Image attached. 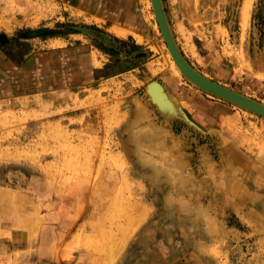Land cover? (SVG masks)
Masks as SVG:
<instances>
[{
    "label": "rangeland",
    "instance_id": "obj_1",
    "mask_svg": "<svg viewBox=\"0 0 264 264\" xmlns=\"http://www.w3.org/2000/svg\"><path fill=\"white\" fill-rule=\"evenodd\" d=\"M162 1L264 104V0ZM149 3L0 0V264H264V117Z\"/></svg>",
    "mask_w": 264,
    "mask_h": 264
},
{
    "label": "water",
    "instance_id": "obj_2",
    "mask_svg": "<svg viewBox=\"0 0 264 264\" xmlns=\"http://www.w3.org/2000/svg\"><path fill=\"white\" fill-rule=\"evenodd\" d=\"M161 37L184 75L203 90L264 116V104L229 89L199 73L184 57L171 31L162 0H153Z\"/></svg>",
    "mask_w": 264,
    "mask_h": 264
},
{
    "label": "bare ground",
    "instance_id": "obj_3",
    "mask_svg": "<svg viewBox=\"0 0 264 264\" xmlns=\"http://www.w3.org/2000/svg\"><path fill=\"white\" fill-rule=\"evenodd\" d=\"M250 2H251V0H247V5H246V7H245V9H247V11H245V13L246 12H248V6L250 5ZM151 3H152V6H153V8H154V11H155V15H156V19H157V22H158V18H157V14H156V9H155V6H154V4H153V0H151ZM151 3H149V4H151ZM164 4V3H163ZM250 7V6H249ZM248 14V13H247ZM153 15V14H152ZM154 15V16H155ZM149 16H151V15H149ZM246 16V15H245ZM158 26H159V28H160V25H159V22H158ZM160 31H161V29H160ZM163 38V37H162ZM161 38V39H162ZM164 39V38H163ZM166 46H167V44H166ZM167 48H168V46H167ZM170 52V51H169ZM170 55L172 56V54H171V52H170ZM172 58H173V56H172ZM173 61H174V63L176 64V66L179 68L178 70H180V72H182V74H184L183 73V71L180 69V67L178 66V64L175 62V60H174V58H173ZM173 63V64H174ZM175 68V67H174ZM177 69V68H176ZM177 70V71H178ZM181 74V73H180ZM185 76V75H184ZM156 85V84H155ZM151 86V85H150ZM164 89V88H163ZM152 90V92L154 93V94H156V96H158V95H160L161 93H160V91H159V89H158V87L157 86H153L152 88H150V91ZM157 92H158V95H157ZM151 93V92H150ZM152 93V95H154ZM169 97V96H168ZM158 98V100H159V103H160V105H161V108H163L164 110H166L168 113H170L171 115H176V107H175V105L172 103V101H171V99H167V97H164V95H163V98L162 97H157ZM160 98H162V100L160 99ZM157 101V100H156ZM228 101V100H227ZM242 107V106H241ZM246 109V108H245ZM247 110H249V109H247ZM251 111V110H250ZM253 112V111H252ZM255 113V112H254ZM257 114V113H256ZM260 116H262V115H260ZM262 117H264V116H262Z\"/></svg>",
    "mask_w": 264,
    "mask_h": 264
},
{
    "label": "crops",
    "instance_id": "obj_4",
    "mask_svg": "<svg viewBox=\"0 0 264 264\" xmlns=\"http://www.w3.org/2000/svg\"><path fill=\"white\" fill-rule=\"evenodd\" d=\"M0 235H8V232L7 231H1Z\"/></svg>",
    "mask_w": 264,
    "mask_h": 264
}]
</instances>
